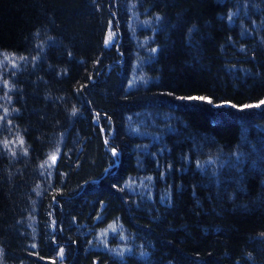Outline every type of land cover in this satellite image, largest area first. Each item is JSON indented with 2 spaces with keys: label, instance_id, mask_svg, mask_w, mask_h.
Listing matches in <instances>:
<instances>
[{
  "label": "trees",
  "instance_id": "trees-1",
  "mask_svg": "<svg viewBox=\"0 0 264 264\" xmlns=\"http://www.w3.org/2000/svg\"><path fill=\"white\" fill-rule=\"evenodd\" d=\"M261 101L264 0H0V264H264Z\"/></svg>",
  "mask_w": 264,
  "mask_h": 264
},
{
  "label": "rangeland",
  "instance_id": "rangeland-1",
  "mask_svg": "<svg viewBox=\"0 0 264 264\" xmlns=\"http://www.w3.org/2000/svg\"><path fill=\"white\" fill-rule=\"evenodd\" d=\"M133 72H132V80L135 82L138 78H140V73H139V69H138V65L135 64L133 66ZM131 80V81H132ZM99 231V230H98ZM98 238L101 239V242L104 243L103 246L105 248H108L109 246V243H108V237L109 236H115L116 233H117V228H115L113 225H110L109 226V229L105 230L104 232L100 231L98 232ZM119 237V236H118ZM115 237H114V241H115ZM107 241V242H106ZM112 248V247H111ZM113 248H116V247H113Z\"/></svg>",
  "mask_w": 264,
  "mask_h": 264
},
{
  "label": "snow or ice",
  "instance_id": "snow-or-ice-1",
  "mask_svg": "<svg viewBox=\"0 0 264 264\" xmlns=\"http://www.w3.org/2000/svg\"><path fill=\"white\" fill-rule=\"evenodd\" d=\"M109 39H111V37ZM189 99H200V100H203L205 98L204 97H198V98L197 97H190ZM209 102H211V101H209ZM260 103L264 104V101H261ZM256 106L258 107L259 105H256ZM21 143H22V141H21ZM51 158H52V160L54 162L56 157H55V155H53Z\"/></svg>",
  "mask_w": 264,
  "mask_h": 264
}]
</instances>
